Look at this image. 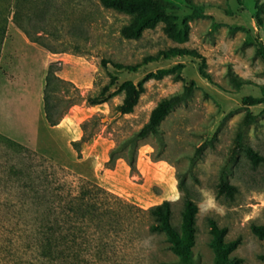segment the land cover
I'll return each instance as SVG.
<instances>
[{"label":"rangeland","instance_id":"1","mask_svg":"<svg viewBox=\"0 0 264 264\" xmlns=\"http://www.w3.org/2000/svg\"><path fill=\"white\" fill-rule=\"evenodd\" d=\"M189 1L202 6V13L192 15L187 0L164 4L154 0H23L30 21L22 19V24L29 35H40V45L31 42L13 21L15 0H0V134L142 209L170 201L171 225L177 230L188 193L198 207L191 264H214L208 219L227 228L225 241L241 238L230 254L242 258L240 264H264L257 258L264 253V241L250 231L251 224H264V102L242 104L244 96L262 95L264 64L246 37L264 43V0ZM165 13L178 24L188 20L186 42H174L164 33L161 17ZM169 47L203 55L210 79L201 77L200 61L189 56L152 62L135 72L101 63L133 65ZM54 61L61 65L58 74L73 82L83 97L55 127L47 124L41 112L39 88L41 76ZM178 63L183 65L181 79H174L173 74L149 78L133 111H117L124 82L137 84L149 72ZM229 69L249 82L236 85ZM112 79L105 102L94 106L85 102ZM184 85H191V93L161 121L159 135L149 134L138 141L135 168L130 169L123 158L107 167L110 149L138 131L160 99L181 93ZM247 110L255 119L245 124ZM83 134L89 139L81 143L78 157L71 142ZM238 136L240 143L262 157L256 166L237 147ZM222 178L236 187L232 197L217 195ZM209 199L213 207L208 206ZM6 218L0 209V264H32ZM143 223L135 222L130 240L112 264H182L164 236L149 233L148 221Z\"/></svg>","mask_w":264,"mask_h":264},{"label":"trees","instance_id":"2","mask_svg":"<svg viewBox=\"0 0 264 264\" xmlns=\"http://www.w3.org/2000/svg\"><path fill=\"white\" fill-rule=\"evenodd\" d=\"M154 1L164 4L166 0ZM187 4L191 6L192 15L202 13V6L193 5L189 0ZM13 9L12 19L15 24L31 42L43 45L40 35H29L22 24L24 19L30 21L29 14L23 11V0L22 4L15 0ZM161 20L164 23V33L172 41L184 43L188 40L190 25L187 19L178 24L175 18L165 13ZM136 24L135 19L132 26ZM144 26H152V23H145ZM246 42L253 44L255 55L264 64V43L250 35L246 37ZM181 56L198 59L199 74L205 79H210L209 74L204 71L205 57L196 50L187 48L169 47L158 51L156 55L145 56L140 63L133 65L106 60L101 63L103 66L111 64L117 70L135 72L149 63ZM182 67L183 65L178 63L169 69L149 72L137 84L130 80L124 82L121 86L123 98L117 106V111L121 114L133 111L144 91L145 80L161 79L168 74H173L176 80L181 79ZM60 70L59 61L50 62L44 76L42 108L49 126L57 125L70 107L83 99L78 87L58 74ZM228 75L236 85L249 82L230 69ZM113 82L114 79L103 85L96 94L87 96L85 102L90 106L105 102ZM260 87L261 96H244L242 104L252 106L263 103L264 85ZM190 93L191 85H184L181 93L160 99L140 129L110 149L105 165L110 168L117 159L123 158L130 169H134L138 141L149 134L158 136L161 121ZM254 119L255 116L247 110L244 123H251ZM85 126L86 121L81 124L83 132ZM88 139L89 137L83 134L78 140L71 142L78 157L81 143ZM237 140V147L250 158L253 166H256L262 157L250 146L240 143V136ZM235 191L236 187L223 178L217 184V195L232 197ZM0 209L11 224L23 255L29 257L32 264H112L118 251L130 240L135 222L138 221L141 225L145 220L148 221L147 231L163 235L169 250L182 264L192 263L191 247L195 240L194 219L198 207L188 193L183 198L180 227L177 230L171 225L170 201L163 200L159 204L142 209L1 134ZM208 226L214 264L242 263V258L230 255L241 243V238L225 241L226 227H219L213 219H208ZM250 231L257 239L264 241V224H251ZM257 258L264 262V253Z\"/></svg>","mask_w":264,"mask_h":264},{"label":"crops","instance_id":"3","mask_svg":"<svg viewBox=\"0 0 264 264\" xmlns=\"http://www.w3.org/2000/svg\"><path fill=\"white\" fill-rule=\"evenodd\" d=\"M46 73V72H45ZM45 73H44V75H42L41 76V79H40V81H39V88H40V91L42 92V90H43V86H44V76H45ZM42 110H43V108H42ZM41 110V112H43ZM22 113V112H21ZM25 116L28 118V111H25ZM44 114V113H43ZM53 127H55V126H53Z\"/></svg>","mask_w":264,"mask_h":264},{"label":"clouds","instance_id":"4","mask_svg":"<svg viewBox=\"0 0 264 264\" xmlns=\"http://www.w3.org/2000/svg\"><path fill=\"white\" fill-rule=\"evenodd\" d=\"M207 203H208V206L209 207H213L214 205H213V201L211 200V199H209L208 201H207Z\"/></svg>","mask_w":264,"mask_h":264}]
</instances>
